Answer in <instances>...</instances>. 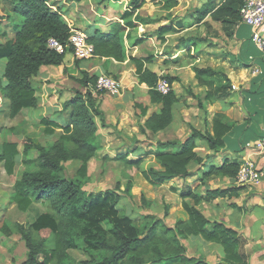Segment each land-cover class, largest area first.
I'll list each match as a JSON object with an SVG mask.
<instances>
[{
	"label": "trees",
	"instance_id": "1",
	"mask_svg": "<svg viewBox=\"0 0 264 264\" xmlns=\"http://www.w3.org/2000/svg\"><path fill=\"white\" fill-rule=\"evenodd\" d=\"M79 1V0H76ZM121 1V0H113ZM162 9L177 5V0H157ZM129 13L134 18H123L122 22H113L107 31H97L87 37L94 47V55L123 62L126 58L124 33L138 26L137 10L146 0H126ZM167 2V3H166ZM244 0H205L200 7L188 14L191 24L206 23L205 17L220 25L227 36L233 35L235 27L240 24L239 10ZM11 12L14 15L10 22L13 36L0 44V59H5L3 79L0 81V96L7 105L9 118L15 119L23 110L34 109L38 105L37 89L31 79L42 66L64 67V57L71 52L67 39L69 27L56 10H52L45 0H11ZM184 29L182 20H174L157 27L155 33L164 40V34H178ZM127 36V35H126ZM54 38L61 43L64 53H58L47 45ZM180 38V37H179ZM178 47L190 48L186 39H179ZM136 45V44H134ZM180 49V48H179ZM134 64L135 75L139 84L147 86V94L152 104H159L158 112L146 117L147 107L135 103L140 117L144 118L140 130L157 132L168 127L172 121V106L179 101V96L171 88L161 95L155 90L157 76L145 59L130 58ZM194 78L197 84L207 88L217 87L226 90L231 86L227 73L212 67H194ZM97 75L83 73L79 85L85 92L74 90L73 97L63 104L67 111L64 124L55 120L41 118L44 132L53 135L60 130L57 139L51 144L42 145L29 136L22 138L21 149L14 140H3L0 143V163L7 178L12 179L9 201L19 211L26 209L37 201L47 202L48 210L41 213L28 226L3 221L1 233L6 237L18 235L26 247L27 253L21 264H205L202 260L188 257L181 239L199 235L205 241L219 244L223 249L220 264H248L249 255L244 251V242L238 233L221 222H210L196 205L201 200H209L239 190L229 187L221 190H207L205 195L197 194L190 186L178 192L180 215L174 226L166 224L164 218L143 215L144 223L136 224L132 218H115L110 235H99L96 242H88L94 250L102 253L100 261L94 258L75 261L68 253L77 248L83 237V223L92 225L100 221L111 223L106 213L117 214L115 203L118 199L112 192H99L93 195L83 189L82 180L87 176L88 162L100 149L97 139L95 117L103 119V111L95 104L93 84ZM170 84L175 77L165 75ZM4 80V81H3ZM91 87V91L88 89ZM93 93V94H92ZM224 93V92H223ZM204 99L213 97L207 90ZM199 108H204L198 103ZM204 129H191L190 135L183 141H158L152 151L153 165L140 170V175L151 186H162L166 182L190 175V163L200 164L203 160L197 152L196 141H204L208 150L215 152L225 147L224 135L234 125L232 109L216 110L210 119L203 120ZM14 136L20 135L15 126L9 128ZM23 133V132H22ZM31 153L35 156L32 158ZM20 155L23 171L15 176L16 157ZM141 155L140 153L138 156ZM210 157V156H206ZM125 165L139 167L140 157L129 158L127 153H118L111 157ZM67 162H77L74 174H68ZM241 162L237 158L225 157L219 164L207 166L203 176H220L233 180ZM173 190V188H172ZM175 191V189L173 190ZM192 201L190 204L187 199ZM167 211L164 212V217ZM49 230L52 234L51 248L36 243L31 231Z\"/></svg>",
	"mask_w": 264,
	"mask_h": 264
},
{
	"label": "rangeland",
	"instance_id": "2",
	"mask_svg": "<svg viewBox=\"0 0 264 264\" xmlns=\"http://www.w3.org/2000/svg\"><path fill=\"white\" fill-rule=\"evenodd\" d=\"M6 1L4 12L9 15L8 18L11 22L14 18L10 10L12 3L9 2V0ZM45 1H47L48 5L52 4V0ZM89 1L90 4L92 3L93 5H98L103 2L102 0ZM89 1H87L88 4ZM122 4L123 2L121 1L120 3L115 2L111 10H116V6L120 8ZM198 4L199 0H178L177 5H169L164 10L163 14L166 16L167 13L170 12L182 16L192 11ZM101 6H103V4H101ZM116 12L120 21L122 17L134 18L135 16H132L129 10ZM90 13L92 14L93 12L90 11ZM137 19L142 21L139 14ZM207 20V24H194L190 28L188 27L183 33L168 35L167 44L164 46L163 50H159V52L171 50L173 54L181 44L180 38L186 39L187 44L190 46V48L186 50L179 51L177 57H172L169 63L173 73L177 75L175 90L184 98L183 102L176 103V120L179 122L180 115L182 113L184 114L183 109H185L187 117L189 118V123L194 126L203 124V109L198 108V103L200 102L202 104L207 90L205 87L197 84L194 78L193 68L214 66L212 60L197 58V52L203 50H216L217 52L224 53V59L229 65H232V61L230 62L227 59V56L230 58L232 55L231 48L234 45L232 38L226 37L223 34L218 23L209 21V19ZM10 22L4 26V28L1 27L3 32L0 31V35L5 36L7 32H11L13 36L14 33L10 27ZM190 24L191 22H185V26H189ZM124 35V43L128 46L125 47L126 65H117L114 70L108 71L106 69L105 72H103L104 74L112 75L115 79L122 80V82L120 81L121 89L119 93H92L95 104L103 111V119H99L98 117L94 118L98 127L97 139L100 144V149L95 157L88 162L87 176L81 179L83 189L90 195L99 192H112V194L118 197L115 203L117 214L106 213L111 223L105 221H100L95 225L88 222L83 223L81 227V229L83 228V237L79 239L78 247L68 250L69 255L77 262L88 260L89 258L100 261L102 253L92 249L88 242H96L100 238L99 235L108 237L113 228V224L116 223L113 222L115 218L126 216L132 218L136 224H141L144 223L143 215L146 214H150L154 217L162 216L164 218V212L167 211L168 213L172 204H175L178 208V215H180L179 197L177 196L176 190L178 189L179 191L183 189L184 184L182 185L180 182L174 183L176 186L178 185L177 188L169 186L168 183L163 186H151L143 180L140 175V170L153 165L152 158H142L139 167L125 165L119 160L111 159V157L117 153H127L129 158H137L139 152L136 149L138 148L142 149V152L147 154L151 151V143L148 142L149 136L145 132L142 133L140 130L143 118L140 117L139 109L134 106L136 103L134 101V95L130 96V94H127L126 91L128 87H124L125 84L130 82H132L131 86H133L131 90L137 87L135 68L130 58H136L141 52V48L138 50L134 47V44L142 39H140L136 35L135 30L132 29L127 30ZM161 42L162 40L157 36L156 43L161 45ZM145 53L148 55L152 54V52L148 50H146ZM65 56L66 64L70 63L73 65V69L72 67H68V65L66 67L65 63V73L62 72L63 67L42 66L38 74L31 79L32 84L37 89L36 95L38 105L36 108L23 110L20 116L11 119L9 118L7 105L0 96V126H2L3 129V132L0 133V141H17L19 149H21L22 138L24 136H29L42 145L51 144L57 139L60 130H56L53 135H47L44 132V125L41 124L40 119L55 120L64 124L65 119H67V111H63V104L73 97L74 90L78 89L81 92H85L86 88L79 85V79L82 77V74L86 73L89 77L91 76L88 72L79 69L78 61L75 58L69 54ZM4 63L5 60H0V81L3 79ZM88 89L91 91V87H88ZM213 92L216 95L218 94L219 97H225L229 94L220 93V90L215 88ZM140 95L141 94H139V96ZM214 105L219 108L218 104ZM12 126H15L17 130L21 131L19 132V134H21L14 136L11 131H9V128ZM161 134L164 135V132ZM152 140L150 141L153 142ZM236 155L237 154H235V156ZM34 156L35 154L31 153V157L33 158ZM20 158V155L16 157L14 169L15 176H18L23 171ZM77 166V162H67L66 167L68 168V174L73 175ZM0 169L3 170L2 163H0ZM5 177H0V184L3 183L4 188H10L13 178H7V180H5ZM8 179L10 181H8ZM172 188L173 190L175 189V191H173ZM47 210V202L37 201L33 202L26 211H19L16 206L9 201L8 195L0 189V225L3 221H6L10 224L19 223L28 226L38 215ZM31 237L34 242L41 243L46 248H51L53 245L52 234L47 229L31 231ZM26 253L27 250L24 242L18 235L6 237L0 231V264H21L25 259Z\"/></svg>",
	"mask_w": 264,
	"mask_h": 264
},
{
	"label": "crops",
	"instance_id": "3",
	"mask_svg": "<svg viewBox=\"0 0 264 264\" xmlns=\"http://www.w3.org/2000/svg\"><path fill=\"white\" fill-rule=\"evenodd\" d=\"M87 1L52 0V4L49 6L52 10H57L61 14L68 27L83 31L87 37L94 35L97 31H107L113 22H122V20L120 21L118 18L116 11H128L126 0H121L123 4L120 8L116 6V10H111L112 6L115 2L120 3V1L102 0L103 2L101 4H103V6H101V4H90V1L88 4ZM204 1L205 0H199V4L195 8L200 7ZM6 2V0H0L1 32H3L2 28L10 22L8 18L9 15L4 12ZM9 2H11V0H9ZM164 10L165 9L161 8L157 0H146L142 7L137 10L136 13L141 16L142 21L137 20L138 26L132 30H135L136 35L142 40H139L140 42L138 41L139 43L137 42L134 47L138 50L141 48V52H138V55L136 54L137 59L150 58L147 66L159 76V78H164L165 75L176 78L177 75L173 73L169 60L172 57H177L179 51L186 49L178 47L173 54L171 50L159 52V50H163L164 46L167 44V37L170 34H164L163 36L165 39L162 40L161 45H158V42L156 43L157 35L155 31L157 27L168 23L173 18L174 20L183 21L184 29L179 32L183 33L189 27L185 26V22L192 21V19L188 17V14L193 10L182 16L170 12L164 16ZM90 11L93 13L91 14ZM207 19H209V17H205V24L208 23ZM209 21L211 20L209 19ZM253 32L254 29L252 27L243 23L235 27L233 35L229 37L232 38L234 44L231 48L232 55L230 58L227 56L228 61H232V65L226 62L224 53L217 52L216 50H203L197 52V58L212 60L214 63L212 68L225 71L231 80L230 88L223 91L220 89V93H229L227 95L225 94V97H219L218 94L216 95L213 92L214 88L218 89L215 86L206 89L211 92L213 100H203L202 106L204 108H200L203 109V120L205 118L210 119L216 110L225 111L227 108L231 107L232 120L234 124L237 123L224 135L225 147L218 151L212 152L208 150L204 141H196L195 151L203 158L202 162L200 164L190 163V175L188 177L184 179H172L166 183L173 188H177L178 185L176 186L174 183L180 182L182 185L184 184L183 189L190 186L192 189H195L197 194L205 195L207 190H221L236 186L234 179L230 180L220 176H203L208 165L219 164L225 157L237 158L241 163L245 160L254 161L260 168V176L257 181L237 186L239 190L228 193L225 196L201 200L196 205V208L201 211L211 223L214 221L221 222L238 233L244 242V251L249 255L248 264H264V153L253 147L255 142L264 139V53L253 40ZM11 38V32H7L5 36L0 35V44H4ZM125 47L128 46L125 44ZM146 50L151 51L152 54H146ZM67 54L71 55L70 53ZM77 61L79 69L88 72L90 75H98L105 72L106 69L112 71L117 65H126V60L123 62H116L112 59L97 57L95 55L91 58ZM64 63L66 67L68 65V67H72L73 69V65L70 63L66 64V56L64 57ZM120 81L122 82V80ZM136 83L137 87L133 88V90H131V87H133L131 86L132 82L125 84L124 87H128L126 93L130 94V96L134 95V101L136 103L148 108L146 117L152 112H158L160 105L150 103L147 94V86L145 84H139L138 81ZM176 84V80L172 82V89L179 96L178 102H183L184 98L175 90ZM139 94L141 95L139 96ZM214 104H218L219 108ZM175 106L176 103L172 106V121L168 127L157 132L145 130V133L149 136L148 142L151 143V151L147 154L145 152L143 153V150L138 148L136 150L141 155L137 157L141 159L150 157L153 159L152 151L158 141L173 140L181 142L190 135L192 128L197 130L204 129V124L194 126L189 123V118L187 117L185 109H183L184 114L182 113L180 115L179 122H177ZM146 117L143 118V121ZM1 132H3L2 126H0V133ZM163 132L164 135L161 134ZM1 142L2 141H0V143ZM235 154L237 155L235 156ZM206 156L210 157L208 158ZM3 176H6L5 172L0 169V177L3 178ZM4 179L7 180V177ZM8 181L10 180L8 179ZM0 185V189L9 197L10 190L4 188L3 183ZM11 185L12 182L10 186ZM176 192L178 196V189ZM187 201L192 204L189 198ZM178 214V208L175 204H172L167 216L164 217L166 224L174 226L179 216ZM200 237L201 236L196 235L182 239L181 242L185 246L186 255L202 260L205 264H220L221 258L224 255L222 247L219 244L205 241Z\"/></svg>",
	"mask_w": 264,
	"mask_h": 264
},
{
	"label": "built area",
	"instance_id": "4",
	"mask_svg": "<svg viewBox=\"0 0 264 264\" xmlns=\"http://www.w3.org/2000/svg\"><path fill=\"white\" fill-rule=\"evenodd\" d=\"M240 23L246 24L254 29L252 38L257 46L264 53V0H244L239 10ZM68 45L71 48L70 54L77 60L88 59L94 56V47L87 41L83 31L69 27ZM49 48L58 53H64V46L54 38L47 41ZM93 91H101L109 94H118L121 89V82L111 75L100 73L96 76L92 86ZM172 88L165 78H159L155 90L161 95L167 94ZM253 147L264 153V139L253 144ZM260 176V168L252 160H245L239 166L234 178L236 186L254 183Z\"/></svg>",
	"mask_w": 264,
	"mask_h": 264
}]
</instances>
